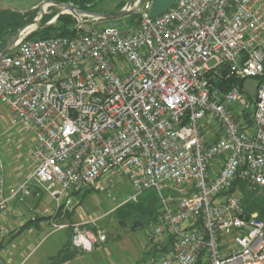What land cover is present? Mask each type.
Instances as JSON below:
<instances>
[{"label": "built area", "instance_id": "obj_1", "mask_svg": "<svg viewBox=\"0 0 264 264\" xmlns=\"http://www.w3.org/2000/svg\"><path fill=\"white\" fill-rule=\"evenodd\" d=\"M151 4L126 30L68 13L76 36L27 39L37 23L0 57V103L34 138L35 163L8 192L0 174V244L11 200L39 188L55 205L33 219L56 217L74 194L125 175L131 199L146 189L161 198L148 239L167 251L152 264H264V207L248 212L240 186L264 194V0H176L156 17ZM105 240L73 236L87 250Z\"/></svg>", "mask_w": 264, "mask_h": 264}, {"label": "rangeland", "instance_id": "obj_2", "mask_svg": "<svg viewBox=\"0 0 264 264\" xmlns=\"http://www.w3.org/2000/svg\"><path fill=\"white\" fill-rule=\"evenodd\" d=\"M42 1L43 0H0V8L10 7L22 12L30 10H37L38 12ZM123 2L126 3L128 0H98L93 3H87L86 5L87 7H92L96 12L110 13L118 11ZM72 5L77 7L74 4ZM61 10L62 8L59 6L49 5L45 8V14L46 16L56 13L59 14ZM117 21L118 27L122 30H126L130 26V18L128 16ZM53 23H55V21ZM38 25H41V21ZM94 26L100 30L107 27L108 22L102 19L95 22ZM2 107L3 108L0 107V139H2L4 143L0 144V159L1 154L10 150V141L15 140V143L19 145L21 139L28 138L23 128L19 125H13L11 119L9 122L12 124V128L7 129L9 127L8 122L6 123L8 116L4 111L5 107ZM212 124L214 126L217 125L214 121ZM164 193H166V191H164ZM133 194L134 190L128 177L125 175H118L114 179V185L109 191L103 192L93 190L87 195H85L84 192H80L75 196L73 202H77L78 199L83 200L82 203L77 206L76 219L90 221L92 218L101 217L98 223L102 224L109 220V216L103 218V215L108 213L112 207L119 205V207H116L117 209L123 206L118 212H114L112 215L117 217L116 219H125L130 226H133L135 223L141 224L133 231L134 233L130 237L132 244L136 248L134 260H130V264H151L154 260L159 259L163 255L159 249L155 248L151 242H149L147 237L148 229L151 228V224L155 223L153 215L158 214L161 210V198L159 192L154 189L142 191L137 199H131ZM16 201L18 202L19 199H16ZM40 203L41 208H54L55 205L54 200L46 192L42 193ZM36 211L37 210H32L30 207L22 206L17 212L18 216H10L9 226L12 230V234H10L9 238L0 248V258L8 264H51L50 262L52 261L53 255L62 247L60 233L46 236L52 229L51 227L42 230L43 232L36 230L39 226V221H34L35 219H33L36 217L35 214L39 213V211ZM21 222L26 224V226L23 227ZM124 244L127 245L126 242Z\"/></svg>", "mask_w": 264, "mask_h": 264}, {"label": "crops", "instance_id": "obj_3", "mask_svg": "<svg viewBox=\"0 0 264 264\" xmlns=\"http://www.w3.org/2000/svg\"><path fill=\"white\" fill-rule=\"evenodd\" d=\"M3 104L0 103V107L3 108ZM4 111L8 116L6 123L8 122V128H12V124H10L11 113L9 109L4 106ZM1 122V121H0ZM4 123V122H2ZM11 125V126H10ZM6 130V129H5ZM7 131V130H6ZM27 133V132H26ZM217 126H212L209 135L212 140H215L219 135ZM28 138L21 139L19 141V145H17L15 140L10 141V150L1 154L0 159V174H3L5 177V186L6 192L10 189L18 186L22 182H24L33 172L35 163L33 160H27L26 151L30 144L34 141V138L29 135ZM9 141V140H8ZM3 140L0 139V144H3ZM117 177V176H116ZM112 178L109 181L108 187L105 191H109L114 185V179ZM93 190H97L96 188L83 191L85 195L91 193ZM99 191V190H97ZM104 192V191H103ZM42 191L39 188H34L32 193L28 196H25L23 199L18 202L15 200H11L9 204V212L8 217L6 219L7 224L9 226V218L10 216H18L17 212L21 209L22 206L30 207L32 210H37L39 213L43 208L40 206V202L42 199ZM77 194L73 195V201ZM52 198V197H51ZM53 199V198H52ZM82 199H78L77 202H73L74 204L66 209H62L56 217L51 215L42 216L38 215L34 221L38 222L37 231L43 232L42 230H46V228H52L50 232L47 233L46 236L49 235H61V243L62 247L58 249V251L53 255L51 264H130V260H134L136 248L132 244V240L130 237L133 235V231H135L141 224L135 223L133 226H130L125 219L120 220L116 219L117 217L113 216L114 212H118L121 208L116 207V205L112 207L108 213L103 215V218L110 217L109 220L103 222L102 224L98 223L101 217H95L89 220H77V206L82 203ZM120 204V203H119ZM112 215V216H111ZM78 218V217H77ZM52 219L60 224H67L66 227L60 229H54L52 225ZM153 219H155L153 215ZM33 221V220H32ZM156 222V220H155ZM22 226L25 227L26 224L22 223ZM153 224H151V227ZM150 228V227H149ZM10 233L8 237L4 240V242L9 238L10 234H12V230L9 226ZM150 231V229H148ZM83 232L87 234V236H94L98 233H103L106 236V240L104 242L95 243L92 249L87 250L81 247H77L73 244V236L76 232ZM149 231H147V237L149 235ZM149 240V239H148ZM127 243L125 245L124 243ZM131 243V245H130ZM168 243L167 240H163L161 245H153L157 249H161ZM4 244V243H3ZM111 245V246H109ZM114 245V246H113ZM116 245V246H115ZM164 254V252H162ZM132 258V259H131ZM152 264V263H151Z\"/></svg>", "mask_w": 264, "mask_h": 264}, {"label": "trees", "instance_id": "obj_4", "mask_svg": "<svg viewBox=\"0 0 264 264\" xmlns=\"http://www.w3.org/2000/svg\"><path fill=\"white\" fill-rule=\"evenodd\" d=\"M46 1H58L63 3H72L75 6L81 8L84 11L96 12L91 7H87V3H93L98 0H46ZM127 3V2H126ZM123 2L118 10L122 9L125 4ZM37 10H30L27 12H22L19 10L12 9L10 7L0 8V52L6 47L11 38L19 32L26 24L33 21L37 15ZM56 14L46 16V14L41 19L40 27L31 33L27 39H47L51 37H73L78 34L75 29L76 19L68 13L61 14L56 19L55 23L45 26V24L50 21ZM130 18V26L137 27L139 24L140 14L136 13L134 15L128 16ZM118 22V21H117ZM261 79H264V74ZM236 81L230 79L224 81L223 84L226 87H231ZM249 99L252 101L253 96L249 95ZM247 123H251L252 120L248 114H246ZM241 188L245 193V202L247 203V211L252 212L256 210H262L264 207V194L262 196L256 197L252 192L246 190L244 185L240 184ZM155 220L157 219V214H154ZM4 243V242H3ZM3 243L0 244V248L3 246ZM161 252H166L167 248L163 247L160 249Z\"/></svg>", "mask_w": 264, "mask_h": 264}, {"label": "water", "instance_id": "obj_5", "mask_svg": "<svg viewBox=\"0 0 264 264\" xmlns=\"http://www.w3.org/2000/svg\"><path fill=\"white\" fill-rule=\"evenodd\" d=\"M143 0H128V2L125 4V6L115 12L110 13H99V12H90V11H84L77 7H74L72 4L58 2V1H46L43 0L40 3V7L38 10L37 16H40V18H37V16L31 21L30 23L26 24L23 28L19 30L17 34H15L11 40L8 42L6 47L0 52V57L8 53L13 49L15 44L20 39L22 33L30 28L31 26L39 23V21L42 19V17L45 14V8L44 5H56L62 8V10L57 14L52 20H56L58 16L62 13H72L75 16L80 17L81 15H89L95 18H101L103 20H107L109 26H118L117 20L122 19L127 16L134 15L138 12L139 8L141 7ZM176 0H152L151 8L149 10L150 17H156L165 11H167L169 8H171ZM52 20L50 22H47L45 26L52 23ZM40 26H38L39 28ZM258 82L253 80H246L244 83V89L248 91L250 94L255 95L257 90Z\"/></svg>", "mask_w": 264, "mask_h": 264}, {"label": "bare ground", "instance_id": "obj_6", "mask_svg": "<svg viewBox=\"0 0 264 264\" xmlns=\"http://www.w3.org/2000/svg\"><path fill=\"white\" fill-rule=\"evenodd\" d=\"M47 7V5H44V8H46Z\"/></svg>", "mask_w": 264, "mask_h": 264}]
</instances>
